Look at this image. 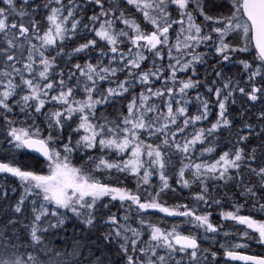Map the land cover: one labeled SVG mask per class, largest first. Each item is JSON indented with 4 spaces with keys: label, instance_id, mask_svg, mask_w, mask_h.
<instances>
[{
    "label": "snow or ice",
    "instance_id": "6c2138e0",
    "mask_svg": "<svg viewBox=\"0 0 264 264\" xmlns=\"http://www.w3.org/2000/svg\"><path fill=\"white\" fill-rule=\"evenodd\" d=\"M0 264H264V0H0Z\"/></svg>",
    "mask_w": 264,
    "mask_h": 264
},
{
    "label": "trees",
    "instance_id": "16d2710c",
    "mask_svg": "<svg viewBox=\"0 0 264 264\" xmlns=\"http://www.w3.org/2000/svg\"><path fill=\"white\" fill-rule=\"evenodd\" d=\"M245 55H247V54H245ZM254 57H255V54L252 51V55L250 56V59H248L249 62H251ZM241 70L242 69H240V68H230L228 74L232 75V76H236L237 78H239L238 76H239V73ZM257 82L259 83V81H257ZM157 87H158V85H157ZM195 95H196L195 92L191 93V98L193 99V103H195V100H194ZM240 104H241V100L237 99V105L240 106ZM257 107H259V106H257ZM9 183L14 184V181H9ZM129 186L134 187V184L130 183ZM184 195H188L187 190H185ZM116 210H117L116 208L112 209L113 212H116ZM217 211H219V209ZM245 212L246 211L242 210L241 214H246ZM215 217H218V216H214L213 218H215ZM175 222L176 221H173L171 219H167L164 221V223L169 225V226ZM107 231H108V229H106V228H102L99 231H95V230L88 231V230H84L83 228H78L75 225L71 226L70 224L66 223L65 227L63 229H61V231L58 234L51 237V241H52V244L54 246H56L57 248H60L62 250H66L69 252H71L73 250V247L77 241L80 242L81 245L95 241L101 247H93L92 251H94L96 253V255L99 256L101 254L102 249H103V251H105V253H107V248L104 247L103 240H102V233L107 232ZM84 251H85V254H87L88 249L84 248Z\"/></svg>",
    "mask_w": 264,
    "mask_h": 264
},
{
    "label": "rangeland",
    "instance_id": "374dc122",
    "mask_svg": "<svg viewBox=\"0 0 264 264\" xmlns=\"http://www.w3.org/2000/svg\"><path fill=\"white\" fill-rule=\"evenodd\" d=\"M201 50H203V49H201ZM240 59H250V56H248V55H244V56H242V57H240ZM200 74H201V76H203V74H204V69L203 68H201L200 69ZM239 77V76H238ZM159 86V85H158ZM202 91V90H201ZM236 106L237 107H239V105H237L236 104ZM246 214L248 213L247 211L245 212ZM214 219V221H216V222H219V218L218 217H215V218H213ZM67 224H70L71 226H77L78 228H83L84 230H86L85 228H84V226L78 221V220H76L75 218H73V219H70V220H68L67 222H66ZM229 227H231V225H229ZM102 231V230H101ZM205 246H207V245H205ZM254 246V245H253ZM253 246H252V248H253ZM251 248V249H252Z\"/></svg>",
    "mask_w": 264,
    "mask_h": 264
},
{
    "label": "flooded vegetation",
    "instance_id": "af4514ba",
    "mask_svg": "<svg viewBox=\"0 0 264 264\" xmlns=\"http://www.w3.org/2000/svg\"><path fill=\"white\" fill-rule=\"evenodd\" d=\"M261 251H262L261 249L255 247V249L252 248L248 254H260Z\"/></svg>",
    "mask_w": 264,
    "mask_h": 264
}]
</instances>
